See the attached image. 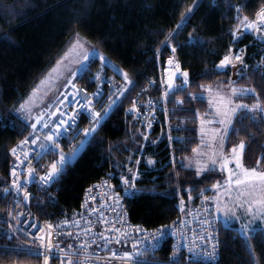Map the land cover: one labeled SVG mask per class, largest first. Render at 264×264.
<instances>
[{
  "label": "trees",
  "instance_id": "trees-1",
  "mask_svg": "<svg viewBox=\"0 0 264 264\" xmlns=\"http://www.w3.org/2000/svg\"><path fill=\"white\" fill-rule=\"evenodd\" d=\"M262 10L264 0H0V221L14 211L11 150L31 133L19 106L79 37L127 73L131 86L48 191L34 189L30 207L35 215L54 225L71 221L89 187L107 178L122 195L126 186L121 178L131 181L136 172L140 179L131 188L136 195L125 199L127 213L133 223L148 229L170 226L182 206H197L208 195L214 198L223 176L213 170L198 178L182 161L199 146L201 119L209 108L205 99L191 98L201 97L208 86H231L251 89V95L239 100L264 107V43L243 32L237 21L238 15L254 21ZM238 51L244 52L241 64L218 69L224 56ZM170 57L189 74L188 86L179 81L166 103L174 140L165 137L166 127L157 126L144 144L138 124L126 111L134 99L146 101L145 94L159 100L161 70ZM241 143L244 164L264 170V121L240 113L227 138V153ZM3 227L0 264L45 263L39 255L7 249L11 242ZM218 237V264H264V229L245 238L237 228L219 222ZM171 252L168 241L148 259L169 262ZM180 262L192 264L185 258Z\"/></svg>",
  "mask_w": 264,
  "mask_h": 264
},
{
  "label": "built area",
  "instance_id": "built-area-1",
  "mask_svg": "<svg viewBox=\"0 0 264 264\" xmlns=\"http://www.w3.org/2000/svg\"><path fill=\"white\" fill-rule=\"evenodd\" d=\"M93 61L95 63V59ZM176 63L177 61L175 60L174 65L170 66L174 68L173 71L177 68ZM90 66L91 63L87 72L88 78H85L86 75L81 73L78 76V80H75L73 84L81 90L82 94H86L93 99L94 111H99L103 115L104 109L109 110L108 115L104 116L103 123L112 112L119 96V94H116L110 97V93L115 92L117 88H127L128 83L122 75L124 72L115 65L117 70H113L112 66L106 65L110 71H106V68L92 70ZM165 71L166 69L164 68L162 70L163 91L159 100L156 101L152 96L145 94L146 101L138 97L126 111V115L139 124L140 130L143 131L146 139L150 138L157 126L161 129L166 127V134L172 131L171 120L166 107L168 96L171 93L165 89L166 76L168 75ZM82 80L85 81V84H82L84 82ZM128 81H130L129 78ZM153 85L154 81H151L148 90H151ZM98 91L101 93L99 102H97L95 95ZM166 91L167 96H165ZM144 92L146 93L147 91ZM68 99H71V96ZM63 100L64 96L59 101ZM56 106H58V102L52 107L53 110ZM64 106L67 107V105ZM134 107L136 111H132ZM69 112H71V109H69ZM87 116V113H83L78 121L76 131L80 133L79 139H75L70 135L68 139L61 141L63 153L68 157L67 166L64 167L63 171L76 161L88 143L89 138L85 139L82 135L83 129L91 127ZM58 118L59 114L57 113L53 117V121L58 120ZM44 119H48V116L45 115ZM30 123H35V119L32 122H27V125L29 126ZM185 127L186 123H182L180 128L184 129ZM29 128L32 132L30 126ZM37 129L40 131V140L37 141L36 145H32V137L30 135L28 137L29 146L26 150L31 152L29 159L32 160L35 174L46 175L50 171L51 164L57 162L59 157L40 151L39 145L43 141V134L48 129L41 130L39 125H37ZM80 141H84L83 145L80 144ZM73 151L76 152L74 157L72 155ZM37 153H39V156H36ZM18 154L22 156L19 151ZM34 156H36V159H33ZM16 163L18 162L14 157L10 172H12V167ZM25 164H27V161H25ZM17 171L19 175L18 182L25 183L28 177L24 171V165H21ZM60 176H57L48 186H42L39 181L26 184L27 195L25 196L23 192L16 193L13 188V181L17 178L11 175L10 203L14 211L6 219L0 221V224L4 225L2 228L4 235L11 242V245L6 247L7 249L39 255L44 262L45 256H47L49 258L48 264H61V261H63V264H68L69 261L71 264H132L127 259L121 258L126 252H133L134 259L138 264H153L154 262H151L148 256L154 255L166 242L170 241L172 246L171 260L160 264H183L180 262L183 258L186 259V262L189 261L192 264L219 263L221 258V245L218 237L219 220L215 212L214 198L212 196L203 197L197 206H182L180 217L172 225L151 230L142 224H136L130 220L124 194H119V202H117L114 194L118 192L114 190L109 179L103 178L100 182L87 189L80 204V212L71 221L54 225L51 221L43 220L35 215L30 207V200L34 189L39 192H46ZM134 176L136 177L135 180L140 179L139 173L136 172ZM77 223L80 225L79 228L76 226ZM48 224L53 225L50 233L52 246L50 252L48 251L49 241L47 239L49 236ZM86 225L91 228V231L87 234L84 232ZM41 228L44 229L42 234L36 231ZM108 228L114 230L106 231ZM137 229L146 231L138 232ZM161 229L166 233L162 237L160 235ZM69 232L71 235L68 234ZM100 233H103V236L111 237L112 241L104 245L102 239L98 238L91 243L90 247H87L86 251L81 249L80 246L84 241L91 242L93 236H98ZM41 235L45 238L40 239ZM154 236L156 239H153ZM116 239H120L121 243H116ZM137 241H139L137 250L134 251L132 244ZM149 242L155 247L148 246ZM97 245H100V247H97ZM189 250H191V253ZM112 252H116L117 256L113 257ZM194 253H200V255H194Z\"/></svg>",
  "mask_w": 264,
  "mask_h": 264
},
{
  "label": "snow or ice",
  "instance_id": "snow-or-ice-1",
  "mask_svg": "<svg viewBox=\"0 0 264 264\" xmlns=\"http://www.w3.org/2000/svg\"><path fill=\"white\" fill-rule=\"evenodd\" d=\"M239 12V9H237ZM189 12H191V9H189ZM237 21L239 24L243 26V31H251L255 33H262L264 32V10H262L260 13L257 14L255 21H249L247 17H243V19L240 18V16H237ZM183 23V22H182ZM182 27V25L177 26ZM237 31H240L238 28ZM243 34V32H241ZM232 35L234 38L239 39V36H237L236 32H233ZM166 46H170L166 41ZM176 48L171 47V52L175 53ZM231 52V50H230ZM94 55V54H93ZM103 57H100V60H103ZM241 57L239 55L233 57L231 55H226L221 60L220 64L217 66L218 69H227L229 65L235 66L233 61L234 60H240ZM79 64V67L76 68L74 71L69 69L71 72V79L67 81V86L71 89V91L67 92V94L64 95L63 101H58V106H56L53 110L52 107H49L45 112H41L40 115L35 119V123H30V127L32 129V132L30 133L32 137L31 144L36 145L37 141L40 140V131L37 129V125L40 126V129H48L46 133L43 134V141H41L39 148L40 151L45 153H50L53 155H56L59 157V160L55 163L51 164L50 171L46 173V175H36L35 169L32 167V160L29 159V156L31 155V152L29 150H26L29 146V140L28 138H25L21 141V143L16 148H12L11 154L16 158V161L18 163L14 164L12 167L11 175L13 177H16L13 181V188L15 189L16 193L23 192L25 196L27 195V189L26 184L32 183L34 181H39L42 186H48L51 182H53L57 176L63 174L64 167L67 166V160L68 157L63 153V149L61 148V141L63 139H68L70 135H72L75 139H79L80 133L76 131L78 127V121L83 115V113H87V118L89 119L91 127L85 128L82 130V135L85 139H88L89 137L94 138L95 134L97 133V129L102 126V121L104 119L105 115H108V109H104L103 115L99 111H94L95 105L93 104V99L86 94H82L81 90H79L75 84L72 83L73 80L77 78V74L83 73L87 74L88 68H89V53L87 51H84L82 53L81 60L77 61ZM168 64H172V60L169 59L167 61ZM177 68H179V65H176ZM124 80L127 83H131L128 81L127 73H122ZM188 72L184 71L182 73L183 77V85L187 86L188 84ZM168 89L170 90L172 88V81L171 79L168 82L167 85ZM127 88H117L115 92L110 93L111 95H122L124 91H126ZM235 89H233V93H235ZM241 94H247V90H241ZM97 102H99V98L101 97V93L98 91L96 94ZM71 96V99H68V97ZM165 96H167V91L165 92ZM79 97V99H77ZM202 97H192L191 99H201ZM183 103V102H181ZM226 104H232V100L224 101ZM64 105H67L65 107ZM259 108V105H253V108L251 110ZM69 109H71V112H69ZM236 109H248V105L246 104H237ZM20 111H25L30 113L31 109L30 107L26 106V104H21L19 106ZM132 111H136L135 107L132 109ZM232 111H235V109H232ZM216 112L218 114L227 115L226 112L221 113V109L217 107ZM59 114L58 120L53 121V117L56 116V114ZM47 115L48 119H44V116ZM203 123V120L201 121ZM209 123H212V121H208ZM223 123V121H221ZM146 139V137H145ZM84 141H80V144L83 145ZM239 148L241 150V155L237 157L236 160V167L242 168V165L240 163V159L242 158V151L244 149V144L241 143L239 145ZM22 153V156L18 154ZM193 152H197V148L192 149ZM232 153L236 154L237 149L234 147L232 148ZM73 157L76 155V152L73 151L72 153ZM36 156H39V153L36 154ZM36 156L33 157V159H36ZM25 161H27V164H25ZM212 164L216 163V160L211 161ZM136 163H139L137 161ZM150 163H154V161H150ZM21 165H24V171L28 177V179L25 181V183H19V175H18V169H20ZM203 170H207L205 167ZM201 169H197V174L199 175ZM243 175L244 179H236L235 183L237 186L246 184L249 185V190L246 193H241V195H253L255 193H260L259 197L248 201L247 207L245 208L243 203L237 204L236 207L244 209L245 213L252 218H259L261 220V227H264V172L257 171L256 168L252 169H243ZM136 177L132 176L131 181L128 178H122V183L126 187H122V191L124 192L125 198H132L136 195L134 191L131 190L132 187H134V181ZM232 179L231 173H229V180ZM216 188L219 187V184L215 185ZM117 198V202H119V193L114 194ZM225 212L227 214L228 211H232L233 216L235 217V211L233 209H228L227 206L224 208H221L219 204L215 207V212ZM237 220H239V217H235ZM90 223V222H89ZM78 228L80 225L77 223L76 225ZM242 229L247 230L248 232H255L256 228L251 225V221H248L247 223L243 224ZM47 228L49 230V236L47 237L49 241L48 251L50 252L52 250L51 246V239H50V233L53 228V225L48 224ZM114 229L108 228L106 231H113ZM36 231L43 233L44 229H37ZM91 231V228L87 225L84 227V232L87 234ZM138 232L140 231H146L137 229ZM63 234V233H61ZM71 235V233H68ZM165 231L163 229L160 230L161 237L165 235ZM40 239H44L45 237L41 235L39 237ZM78 238V237H77ZM102 239L103 244L107 245L112 241L111 237L103 236V233L98 234V236H93L92 241H84V243L80 246L81 249H84L86 251L87 247L91 246V243L95 242L96 239ZM145 239H147L145 237ZM153 239H156L154 236ZM211 239V237H209ZM116 243H121L120 239L115 240ZM139 241L134 242L132 244V249L135 251L137 250V244ZM150 247H155V245H151L149 242ZM97 247H100V245H97ZM191 253V250H189ZM138 254V252H137ZM194 255H200V253H194ZM112 256H117L116 252H112ZM122 259H127L128 261L132 262V264H138L137 261L134 259L133 252H126L124 253V256L121 257ZM48 257L45 256V264H48ZM61 264H63V261H61ZM68 264H71L69 261Z\"/></svg>",
  "mask_w": 264,
  "mask_h": 264
},
{
  "label": "rangeland",
  "instance_id": "rangeland-1",
  "mask_svg": "<svg viewBox=\"0 0 264 264\" xmlns=\"http://www.w3.org/2000/svg\"><path fill=\"white\" fill-rule=\"evenodd\" d=\"M246 33L252 35L256 41L264 43V32L255 33L251 31H246ZM84 51H87L89 53V65L91 63L90 67L92 68V70L106 68V71H110L109 68L106 67V65L112 66L113 70H117V68L106 58L100 60V57L102 56H100V54H97L96 51H93L90 45L87 44L82 37H79L75 40L74 44L67 51V53L58 61V63L54 66V68L38 84V86L30 94V96L23 104H26V106L30 107V109H33L34 107L42 105L47 101L51 100L57 94L58 97L52 103H50V105L46 109H44L41 112L46 111L49 107H53L64 96L62 94H66L70 90V88L67 86V81L71 79V72L69 71V69L74 71L76 68L79 67L77 61L81 60L82 53ZM231 56L235 57L236 53ZM93 59H95V63ZM168 59L172 60V64L170 65L167 63L165 64L164 68L166 69L165 72L170 73L173 72L174 70V68L170 66L174 65L175 58L170 57ZM242 62H243L242 60L240 62L239 60L233 61L235 66L241 64ZM177 64L178 63H176V65ZM177 69L178 68H176L175 71H177ZM80 74H77V78L75 80H78V76ZM85 78H88L87 74ZM75 80H73L72 83H74ZM179 81H183L182 76L177 80L174 92L178 88ZM130 86L131 83H128L127 90L124 91L123 95L121 96L119 95L117 97L116 99L117 103L115 104L114 108L121 101L122 97L129 90ZM233 89L236 90L235 93H233ZM249 94L250 95L252 94L251 89L247 90V94H241V90L231 86L228 87L208 86L204 88L203 92L199 93V95H201V97L208 102L209 108L207 113L203 115L201 119V121L203 120V123L202 122L200 123V144L197 147L198 151L193 152V154L187 156L182 160L184 166L189 170L193 171L196 177L198 178H202L204 175H206L207 173L213 170L218 171L223 176L224 181L222 183H218L219 184L218 188L214 187L213 196L215 201L214 202L215 207L217 204H219L221 208L227 206L228 209H233L235 211V217H239L240 219L237 220L233 216L232 211H228L227 214H225V212L223 211L216 212L217 217H219L220 221L223 223L225 227H229L232 225L237 226L239 228L238 230L240 231V234L244 236H249L252 232H248L247 230L242 229L241 226L243 224L247 223L248 221H251V225L256 228V226L261 224V220L259 218L249 217L245 213L244 209L236 207V205L243 203L246 208L248 201L258 198L260 193H255L253 195H241V193L248 192L250 186L246 184L237 186L235 181L236 179H241V180L244 179V175H243L244 168L247 169L256 168L257 171L259 172H264V170L258 169L257 166H246L244 164V160H243L244 149L242 151V158L240 159L242 168H237L236 160L237 157L241 155V150L238 146L236 148L237 149L236 154H233L232 152L229 154L226 151V143H227L228 135L233 129L236 118L240 113L248 112L251 113L254 117L258 118V120L264 121L263 106H260L259 104H254V105H259V108L251 110L253 108V105H249L245 100H239V97L241 95L243 96ZM227 100H232L233 103L230 105L224 103V101ZM237 104H246L248 105V109H236ZM217 107L221 109V113L226 112L227 115L218 114L216 112ZM232 109H235V111H232ZM21 112L23 119H25L27 122H32L40 115L39 113L33 115L31 118L29 117V114H27L25 111H21ZM208 121H212V123H209ZM221 121H223V123H221ZM140 133L143 139V143L144 144L147 143L150 140V138L145 139L143 135V131L141 130ZM173 135L174 133L170 131L166 134L165 137L171 142L172 140H174ZM90 138L91 137H89L87 142H89ZM212 160H216V163L212 164L211 162ZM205 167L207 168L206 171L203 170ZM198 168L201 169L199 175L197 174ZM229 173H231L232 176L231 180H229ZM118 264H129V263H118Z\"/></svg>",
  "mask_w": 264,
  "mask_h": 264
},
{
  "label": "crops",
  "instance_id": "crops-1",
  "mask_svg": "<svg viewBox=\"0 0 264 264\" xmlns=\"http://www.w3.org/2000/svg\"><path fill=\"white\" fill-rule=\"evenodd\" d=\"M243 53L244 52H242V51H238L236 53V56L239 55L241 57V60L242 61H243V57H244L243 56ZM241 60H239V62ZM57 97H58V95L56 94L51 100L47 101L46 103H44L42 105H39L37 107H34L33 109H31L30 113H28V112H26V113L29 114V117L32 118L33 115L39 114V113H41V111H43L44 109H46L50 105V103H52ZM218 219H219V217H218ZM219 222H220V224L223 225V223L220 221V219H219ZM229 227H234V228L239 229L237 226H234V225L229 226ZM260 229H264V227H261V224H259L258 226H256V231L255 232H252L249 236H244V235H242V236L245 237V238H249L250 236H252L254 233H256ZM239 233H240V231H239Z\"/></svg>",
  "mask_w": 264,
  "mask_h": 264
},
{
  "label": "water",
  "instance_id": "water-1",
  "mask_svg": "<svg viewBox=\"0 0 264 264\" xmlns=\"http://www.w3.org/2000/svg\"><path fill=\"white\" fill-rule=\"evenodd\" d=\"M183 72H184V70H183L182 66L179 64V68L177 69V71L167 73L168 75H167V82L165 84V89L168 92H170V93L174 92L177 80L182 76ZM170 79L172 81V88L169 90L167 85H168V82ZM188 79H189V75H188ZM7 193H8V191H7Z\"/></svg>",
  "mask_w": 264,
  "mask_h": 264
}]
</instances>
